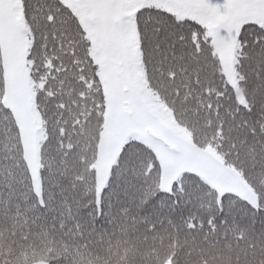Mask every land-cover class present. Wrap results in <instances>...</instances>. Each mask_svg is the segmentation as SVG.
<instances>
[{
    "label": "snow or ice",
    "instance_id": "6c2138e0",
    "mask_svg": "<svg viewBox=\"0 0 264 264\" xmlns=\"http://www.w3.org/2000/svg\"><path fill=\"white\" fill-rule=\"evenodd\" d=\"M118 235L264 264V0H0V264Z\"/></svg>",
    "mask_w": 264,
    "mask_h": 264
},
{
    "label": "trees",
    "instance_id": "16d2710c",
    "mask_svg": "<svg viewBox=\"0 0 264 264\" xmlns=\"http://www.w3.org/2000/svg\"><path fill=\"white\" fill-rule=\"evenodd\" d=\"M167 244V240L165 238V245ZM115 245H130L129 242L122 236H116L114 237L110 243H106V245L104 246V248L101 249V256H105L107 257V260L104 261V264H129V262H127L124 258L127 257L128 255H126L123 258V261L120 262H116L113 256V252H114V246ZM159 243H157V247L155 250H150L149 248H144L142 251H137L138 253H140L141 257L147 256L149 252H152L153 254H155V257L152 259V261L154 259H157L158 257H160L159 255ZM131 246V245H130ZM151 261V262H152ZM89 264H95L97 263L95 260H89Z\"/></svg>",
    "mask_w": 264,
    "mask_h": 264
},
{
    "label": "rangeland",
    "instance_id": "374dc122",
    "mask_svg": "<svg viewBox=\"0 0 264 264\" xmlns=\"http://www.w3.org/2000/svg\"><path fill=\"white\" fill-rule=\"evenodd\" d=\"M113 249H114L113 256L116 262L123 261V258L126 255H128V258L127 257L124 258L127 262H129V258L137 257L136 264H154V262L155 264H159V260L165 255V247L161 245H159L160 257L154 259L153 261L152 259L155 257V254L149 252L147 256L141 257L140 253H138L130 245H115Z\"/></svg>",
    "mask_w": 264,
    "mask_h": 264
}]
</instances>
